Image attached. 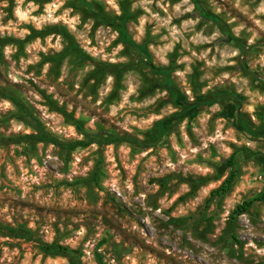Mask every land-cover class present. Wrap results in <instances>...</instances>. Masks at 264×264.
Returning <instances> with one entry per match:
<instances>
[{"label":"clouds","instance_id":"obj_1","mask_svg":"<svg viewBox=\"0 0 264 264\" xmlns=\"http://www.w3.org/2000/svg\"><path fill=\"white\" fill-rule=\"evenodd\" d=\"M0 264H264V0H0Z\"/></svg>","mask_w":264,"mask_h":264},{"label":"rangeland","instance_id":"obj_2","mask_svg":"<svg viewBox=\"0 0 264 264\" xmlns=\"http://www.w3.org/2000/svg\"><path fill=\"white\" fill-rule=\"evenodd\" d=\"M123 6L126 8L127 7L126 3ZM205 15H207V13H205ZM125 18H127V17H125ZM220 94H222V93H218V95H220ZM223 94H226V93H223ZM193 111H194V109H193Z\"/></svg>","mask_w":264,"mask_h":264}]
</instances>
